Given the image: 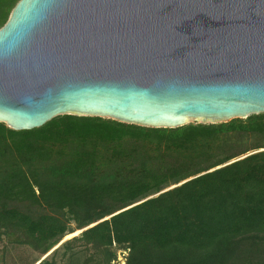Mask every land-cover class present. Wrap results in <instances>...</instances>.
<instances>
[{"label":"trees","instance_id":"16d2710c","mask_svg":"<svg viewBox=\"0 0 264 264\" xmlns=\"http://www.w3.org/2000/svg\"><path fill=\"white\" fill-rule=\"evenodd\" d=\"M18 2L0 0V28ZM0 240L62 248L64 264H115L118 248L125 264H264V112L178 127L0 121Z\"/></svg>","mask_w":264,"mask_h":264},{"label":"water","instance_id":"95a60500","mask_svg":"<svg viewBox=\"0 0 264 264\" xmlns=\"http://www.w3.org/2000/svg\"><path fill=\"white\" fill-rule=\"evenodd\" d=\"M260 112L264 0H19L0 28V121L16 130L61 114L178 127Z\"/></svg>","mask_w":264,"mask_h":264},{"label":"rangeland","instance_id":"374dc122","mask_svg":"<svg viewBox=\"0 0 264 264\" xmlns=\"http://www.w3.org/2000/svg\"><path fill=\"white\" fill-rule=\"evenodd\" d=\"M190 122H194V121L191 120ZM200 122H202V120H200L198 123ZM76 232L77 234L72 233V234L65 236L63 241L70 239L73 236L78 235L81 231L78 230ZM60 244H58L57 246H59ZM89 252L90 251H83L81 255V261ZM126 255H127V251L118 248L117 257L114 263L122 264V262L125 260ZM37 259H39V261L43 260L45 264H47L45 261L51 262L53 260L57 264H64L66 262V258L64 256V250L62 248H60L57 254L54 256L51 252L48 255L46 254L44 256H41L40 253L31 250V248L29 247L11 245L6 240H0V264H31ZM36 263L38 262L36 261Z\"/></svg>","mask_w":264,"mask_h":264},{"label":"built area","instance_id":"2783aa9c","mask_svg":"<svg viewBox=\"0 0 264 264\" xmlns=\"http://www.w3.org/2000/svg\"><path fill=\"white\" fill-rule=\"evenodd\" d=\"M122 264H125V260L122 262Z\"/></svg>","mask_w":264,"mask_h":264},{"label":"bare ground","instance_id":"6f19581e","mask_svg":"<svg viewBox=\"0 0 264 264\" xmlns=\"http://www.w3.org/2000/svg\"><path fill=\"white\" fill-rule=\"evenodd\" d=\"M73 234H77V232L73 233Z\"/></svg>","mask_w":264,"mask_h":264}]
</instances>
